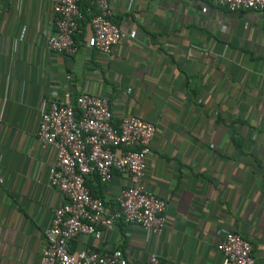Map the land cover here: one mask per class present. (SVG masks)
<instances>
[{"label": "crops", "instance_id": "obj_1", "mask_svg": "<svg viewBox=\"0 0 264 264\" xmlns=\"http://www.w3.org/2000/svg\"><path fill=\"white\" fill-rule=\"evenodd\" d=\"M109 1L114 22L137 31L110 57L88 46V19L75 55L52 53L50 0H0V264H40L54 210L66 202L49 184L55 153L36 138L44 103L66 91L108 99L116 123L154 124L144 184L166 202L168 220L162 236L118 222L76 238L72 254L222 264L218 245L235 232L264 264V12L208 0ZM87 184L115 212L128 178Z\"/></svg>", "mask_w": 264, "mask_h": 264}, {"label": "built area", "instance_id": "obj_2", "mask_svg": "<svg viewBox=\"0 0 264 264\" xmlns=\"http://www.w3.org/2000/svg\"><path fill=\"white\" fill-rule=\"evenodd\" d=\"M232 13L264 12V0H208ZM54 28L47 37L52 53L73 56L79 46L75 37L84 19L81 6L89 5L92 40L88 46L110 57L124 40L135 39L137 31L124 32L113 20L109 0H50ZM154 124L138 116L119 123L108 99L66 91L44 103L36 138L41 148L53 150L55 163L49 170V184L65 197L54 210L46 233L40 264H130L122 250L70 252L79 236H94L99 229L113 230L118 222L138 226L150 236H162L168 228L166 202L150 192L144 180L148 160L154 156ZM116 173L128 178L115 212L91 194L88 180L98 177L108 184ZM2 182V180H0ZM222 264H256L253 244L242 235L227 232L218 245ZM147 264H167L152 254Z\"/></svg>", "mask_w": 264, "mask_h": 264}, {"label": "trees", "instance_id": "obj_3", "mask_svg": "<svg viewBox=\"0 0 264 264\" xmlns=\"http://www.w3.org/2000/svg\"><path fill=\"white\" fill-rule=\"evenodd\" d=\"M89 5L88 4H86L85 6H81V9H82V13H83V15H84V18H86V19H88L89 21H90V19H91V14L90 13H88V10H89ZM81 22L83 23L84 22V20L83 21H80V30L83 28V25L81 26ZM75 40H76V42H77V36L75 37ZM97 179H98V177H96ZM99 180V179H98ZM100 182V181H99ZM88 185V184H87Z\"/></svg>", "mask_w": 264, "mask_h": 264}]
</instances>
